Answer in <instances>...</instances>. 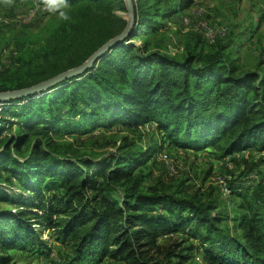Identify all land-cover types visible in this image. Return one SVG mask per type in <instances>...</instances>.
<instances>
[{"label": "trees", "instance_id": "obj_1", "mask_svg": "<svg viewBox=\"0 0 264 264\" xmlns=\"http://www.w3.org/2000/svg\"><path fill=\"white\" fill-rule=\"evenodd\" d=\"M158 1L133 0L128 37L82 75L6 101L18 102L21 119L12 134L0 127V203L8 206L0 208V264H14L12 250L48 258L53 247L41 236L47 228L57 252L69 250L53 264H191L197 249L203 264H264V47L253 70L244 69L227 39L206 43L199 32L172 54L161 37L149 36L160 30L159 19L184 13L194 0H176L169 11ZM67 3L71 19L51 22L42 46L26 47L16 65L0 71V91L81 64L126 24L113 12L125 11L124 0ZM43 105L45 113L35 114ZM146 124L160 133L157 144L135 149L121 136L97 161L75 138H54ZM164 146L211 149L228 168L223 181L233 210L187 191L184 181L145 186L136 170ZM174 234L180 237L171 244L159 240Z\"/></svg>", "mask_w": 264, "mask_h": 264}, {"label": "rangeland", "instance_id": "obj_2", "mask_svg": "<svg viewBox=\"0 0 264 264\" xmlns=\"http://www.w3.org/2000/svg\"><path fill=\"white\" fill-rule=\"evenodd\" d=\"M159 1L157 5L158 7L160 5L159 8L163 11H169L176 5V0ZM40 2L42 0H15L12 5L0 4V71L16 65L15 59H18L20 52L26 47L38 49L42 46L48 33L47 26L60 17L56 11H49L46 7L41 9L43 3L40 4ZM194 3L196 4L185 10L184 13L180 12L159 19L160 30L157 34H151L149 37L152 39L161 37V46L170 53L176 54L181 51L185 42L196 35L197 31L194 30V25L207 19L214 25H222L226 28L227 34L224 38L229 43V50L238 58L244 69L253 70L259 53L264 47V0H196ZM30 12H34L31 17L28 16ZM113 12L125 17L126 8L125 11L116 8ZM185 15L190 19L188 25L184 24L182 20ZM136 43H140V40H137ZM203 47L209 48L207 45ZM17 105L18 102L6 104L0 112L2 117L0 118V127L5 129L3 135L12 134L21 119L14 115L19 112ZM45 107L46 105H43L44 109L41 112L36 111L35 114H44ZM153 127L152 124H146L137 130H128L121 125H116L97 128L82 137L61 134L54 138L63 141H72L75 138L80 151L97 161L114 150V143H118L121 136L126 135L134 143L135 149L145 150L148 146L157 144L160 133ZM161 151L166 154V158H162L156 153L136 170H141L144 173L145 186L153 184L157 179L171 184L184 181L187 191L197 190L203 198H207L208 193L213 199L216 197L219 200V203L218 200L216 202L220 209L233 210V207L227 206L226 197L222 196V188L219 185L220 178L228 177L226 171L228 168L223 161L207 152L211 149L183 152L181 149L176 150L164 146ZM229 170L234 171L235 176L239 171L235 166ZM13 181L15 182V180ZM4 187H7V191L15 189L8 184H4ZM5 207L8 206L0 203V208ZM52 232L51 228L42 229L41 232L42 238L47 239L49 245L53 247L48 258L38 256L31 251L12 250L14 264H53L51 259L56 260L68 255V248L61 247L60 254L57 252L55 244L50 239ZM176 237H180V234H174L170 239L162 236L159 240L165 244H171ZM191 242L198 243L196 240H191ZM188 263L203 264L200 249L192 253Z\"/></svg>", "mask_w": 264, "mask_h": 264}, {"label": "water", "instance_id": "obj_3", "mask_svg": "<svg viewBox=\"0 0 264 264\" xmlns=\"http://www.w3.org/2000/svg\"><path fill=\"white\" fill-rule=\"evenodd\" d=\"M124 4L126 8V12L124 14L126 24L123 30L114 37L108 39L100 47H98L85 61L77 66L66 69L50 78L42 80L33 85L19 89L0 91V102L20 99L42 91H46L66 79L76 77L85 73L87 69L92 67L93 64L98 61L106 52H108L117 44L123 42L134 28L136 24V17L133 0H124Z\"/></svg>", "mask_w": 264, "mask_h": 264}, {"label": "built area", "instance_id": "obj_4", "mask_svg": "<svg viewBox=\"0 0 264 264\" xmlns=\"http://www.w3.org/2000/svg\"><path fill=\"white\" fill-rule=\"evenodd\" d=\"M196 1V0H194ZM196 4V3H194ZM193 4V6H194ZM41 9H45V5H41ZM36 10V9H35ZM33 13H29L28 16L31 17ZM182 20L184 22V24L188 25L190 23V19L188 18V16H183ZM207 20V19H206ZM203 20L201 21L199 24L194 25V30L199 32L204 39L208 42V43H214L216 40L218 39H223L226 34H227V30L224 26L222 25H214L213 23H211L209 20ZM7 103L6 102H0V112L2 111V109L5 107ZM162 158H166V154L165 153H160L159 154ZM226 165H229V163H227ZM220 181V182H219ZM219 185H221L222 188V192H223V196H227V193L229 192L228 189L225 186V182L223 181V179H219ZM228 203V200H227Z\"/></svg>", "mask_w": 264, "mask_h": 264}, {"label": "clouds", "instance_id": "obj_5", "mask_svg": "<svg viewBox=\"0 0 264 264\" xmlns=\"http://www.w3.org/2000/svg\"><path fill=\"white\" fill-rule=\"evenodd\" d=\"M15 0H0V4L12 5ZM46 9L49 11H56L59 13L61 19L70 20L71 17L68 14V8L70 7L67 0H42Z\"/></svg>", "mask_w": 264, "mask_h": 264}]
</instances>
